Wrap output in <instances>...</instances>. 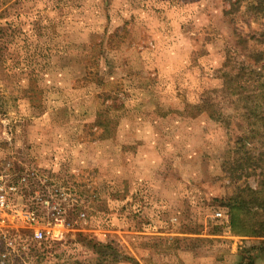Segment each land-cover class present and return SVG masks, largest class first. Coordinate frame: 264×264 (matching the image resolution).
I'll list each match as a JSON object with an SVG mask.
<instances>
[{"label":"rangeland","instance_id":"374dc122","mask_svg":"<svg viewBox=\"0 0 264 264\" xmlns=\"http://www.w3.org/2000/svg\"><path fill=\"white\" fill-rule=\"evenodd\" d=\"M229 1L0 0V165L32 175L29 196L66 223L38 241L7 221L1 264H245L248 251L264 264V238L233 235L224 205L264 192L250 165L264 148L233 150L244 129L193 107L237 114L219 91L223 59L264 17L243 15L244 2L227 14Z\"/></svg>","mask_w":264,"mask_h":264},{"label":"trees","instance_id":"16d2710c","mask_svg":"<svg viewBox=\"0 0 264 264\" xmlns=\"http://www.w3.org/2000/svg\"><path fill=\"white\" fill-rule=\"evenodd\" d=\"M241 2H244L243 15L247 13L249 17L256 20L261 16L264 17V0H230L229 8L225 12L227 14L234 13ZM236 36L239 42V45L235 48L236 51L230 52V54L227 52L223 59V65L220 70L222 83L219 91L221 96L233 106L237 114L226 117L223 113L215 111L206 101H202L193 107L199 113H207V116L212 120L225 124L227 128L233 126L235 131H240L243 128L244 130L240 133L232 132L233 134L230 135L233 137V140H231L233 150L242 152L257 148L258 145L264 148V50L256 49L249 52L245 50L249 42L254 46H264V30L254 31L253 34L246 33L243 35L238 33ZM242 50L245 52H241ZM240 54H242V57H237ZM256 64H259V66H255ZM239 116L241 119L237 120ZM242 119H245L247 124L241 126L240 122ZM243 155L247 156V158L249 157V153H244ZM259 155L250 162L251 171L256 173L259 170L257 175L264 179V166H261L264 165V160ZM238 169H240V164L231 163L227 171H225L227 172V177L238 178L240 175L235 176ZM263 179L258 180L256 186L262 185L264 183ZM246 189L244 196L236 195L228 198L227 201L224 200V205L228 208L230 214L231 230L233 235L239 237L264 238L262 225L257 224L258 226H255L252 222L254 214L257 213L254 210H264V200L261 199L264 192L258 187L255 189L247 187ZM71 210L72 212H77L75 207L71 208ZM88 244L90 245L91 241H88ZM90 247L96 249L95 251L103 256L104 259L111 258L115 263L119 259L116 249L109 244H91ZM253 249L250 248L249 250L252 251ZM248 252L241 254L242 260H245V264H255L254 261L257 254H248Z\"/></svg>","mask_w":264,"mask_h":264},{"label":"built area","instance_id":"2783aa9c","mask_svg":"<svg viewBox=\"0 0 264 264\" xmlns=\"http://www.w3.org/2000/svg\"><path fill=\"white\" fill-rule=\"evenodd\" d=\"M12 169L9 164L0 165V264L6 257V253L2 251V242L5 241V233L3 227L9 220L21 222L28 226L31 230V237L35 240H44L47 237L56 238L61 235L63 228L66 226L65 220L56 205H52L49 198L43 195L29 196V191L34 192L32 187V175L28 173L10 172ZM47 180H41V188L44 187ZM37 182V186L39 187ZM60 191V187L55 188V193ZM30 198L34 206L28 207L25 200ZM32 198V199H31ZM25 201V202H24ZM19 204L20 205H16ZM53 208L52 216H44L43 213ZM41 209V210H40ZM45 210V211H42ZM65 211V207H64ZM47 214V213H45ZM69 226V223H68Z\"/></svg>","mask_w":264,"mask_h":264}]
</instances>
